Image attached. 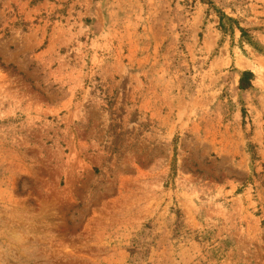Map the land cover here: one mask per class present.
<instances>
[{"label":"rangeland","instance_id":"1","mask_svg":"<svg viewBox=\"0 0 264 264\" xmlns=\"http://www.w3.org/2000/svg\"><path fill=\"white\" fill-rule=\"evenodd\" d=\"M0 264H264V0H0Z\"/></svg>","mask_w":264,"mask_h":264},{"label":"trees","instance_id":"2","mask_svg":"<svg viewBox=\"0 0 264 264\" xmlns=\"http://www.w3.org/2000/svg\"><path fill=\"white\" fill-rule=\"evenodd\" d=\"M223 15H220V21H222ZM222 27V22H221ZM241 36H244V29L240 28ZM252 76L250 71H242L239 79V88L245 89L249 86V78Z\"/></svg>","mask_w":264,"mask_h":264}]
</instances>
